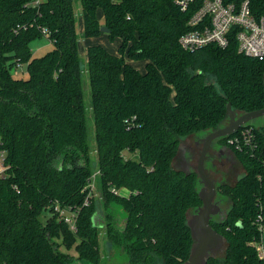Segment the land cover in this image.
<instances>
[{"label": "trees", "instance_id": "trees-1", "mask_svg": "<svg viewBox=\"0 0 264 264\" xmlns=\"http://www.w3.org/2000/svg\"><path fill=\"white\" fill-rule=\"evenodd\" d=\"M249 6L264 17V0ZM188 17L174 0H0V264H100L101 230L126 254L123 264L188 259L187 214L201 201L196 173L172 167L181 141L224 127L228 103L238 114L264 108V58L238 53L235 30L224 48L182 49ZM44 36L53 49L33 57L30 43ZM100 36L119 40L116 53L89 44L84 61L79 41ZM15 66L27 77L15 78ZM246 125L259 148L230 147L244 174L217 187L230 205L210 225L225 249L206 264H264L254 247L255 219L264 217V124ZM92 179L98 197L86 199ZM56 206L72 214L74 230Z\"/></svg>", "mask_w": 264, "mask_h": 264}, {"label": "built area", "instance_id": "built-area-1", "mask_svg": "<svg viewBox=\"0 0 264 264\" xmlns=\"http://www.w3.org/2000/svg\"><path fill=\"white\" fill-rule=\"evenodd\" d=\"M39 0H33L38 4ZM182 12H189L187 25L189 29L179 39V45L186 51H194L208 45L224 48L228 44L229 34L235 30L238 53L262 60L264 58V17H255L250 10L249 0H174ZM19 67V66H18ZM239 133L227 136V144L242 151L259 148L255 143L251 127L244 125ZM237 130V131H238ZM264 157V151L262 152ZM4 153L0 151V174L4 173ZM60 217L75 229L72 216L66 210L55 207ZM260 239L254 241V247L259 259L264 261L263 234L264 217L258 214L255 219Z\"/></svg>", "mask_w": 264, "mask_h": 264}, {"label": "rangeland", "instance_id": "rangeland-1", "mask_svg": "<svg viewBox=\"0 0 264 264\" xmlns=\"http://www.w3.org/2000/svg\"><path fill=\"white\" fill-rule=\"evenodd\" d=\"M74 10H75V14L77 17V20H76L77 21V25H76L77 31L79 33V32H81V28H82V24L80 22L81 21V13H80L81 7H80L79 2L74 4ZM88 40H90L89 41L90 44L91 43H98L101 45L103 44L109 51H111L113 53H116L117 47L119 45L118 39H115L114 41H109L106 36H100L99 38H95V39L92 38V39H88ZM84 42H85V39H81L79 41V54L82 57V59L85 61V59H86V57H85L86 45L84 44ZM30 48H31L33 57H40V56L44 55L45 53H47L48 51L52 50L53 44L49 41V39L47 37L44 36L40 39H36L33 42H31ZM132 65H134L138 69H142L143 63H139V62L138 63H132ZM11 72L15 78H17V77L26 78L27 77V73H26L24 66H19V67L15 66ZM83 79H84L83 92H84V106H85V111H86V122H87L88 128L91 132V129L93 127V116H92V111H91V96H90V91H89L88 75L85 71L83 73ZM253 122H255V125H262V124H264V117H259L257 119H254ZM195 140H196V135H191V136H188L185 139H183L181 141L180 145H182V146H190V145L193 146V145H195V143H194ZM90 142H91L90 157L94 162H96L97 159H96L95 143L93 140ZM178 150H179V147H178ZM178 150H177V154H178ZM198 152H199V148L197 147L195 149V152H194L195 157L191 161V170H194V171L196 169ZM129 156H130L129 154L125 153V157H129ZM211 163H212L211 159L210 158L207 159L204 162V168H205V171H206L208 177L216 185V195L214 197V201L216 203V206H218V208H219V213L222 212V218H223L224 215L226 214V211L228 210L230 202L217 192V187L223 183L224 184L226 183L228 185L235 184V182L238 180V178L244 174V170H243L241 164L239 163V161H238V164L237 163L232 164L231 168H228V166H227L226 171L219 169V168L212 167ZM172 167L176 170H182L181 164H180V157H178L177 159H174L172 161ZM87 187H88V193L86 195V199L87 198L96 199L98 197V195L95 191V185H94L93 179L88 184ZM201 188L198 186V192L201 190ZM117 192L120 195H128V193H129L128 190L125 188L119 189ZM59 209H62V208L59 207ZM112 210L116 213L119 212L117 207H113ZM65 212L67 213V215L69 214V216H72V214L70 212H68V211H65ZM58 214H60V213H58ZM48 216H49V212H44L42 218L46 219ZM101 216H102V211L98 210V217H97L98 221L100 220L99 217H101ZM95 217L96 216H94L93 219H95ZM187 218H190V211H188ZM105 237H106L105 231L101 230L100 234H99V244H100V254H101L100 264H123L125 259H127L126 254L123 253L122 250L119 251L114 247H108L106 245V241H105L106 238ZM262 246H263V255H264V234H263ZM224 249H225V246H223V248L220 251H217L215 253V256H219V257L222 256ZM60 250L64 253L70 254L74 258L76 256V252L73 248L70 250H66L62 246L60 248ZM77 262L78 261L76 259H74L72 264H76Z\"/></svg>", "mask_w": 264, "mask_h": 264}, {"label": "water", "instance_id": "water-1", "mask_svg": "<svg viewBox=\"0 0 264 264\" xmlns=\"http://www.w3.org/2000/svg\"><path fill=\"white\" fill-rule=\"evenodd\" d=\"M100 31L107 33L108 29L101 27ZM226 115L228 117L227 125L210 132L202 140V148L194 171L197 175L198 183L202 185L201 190L198 192L201 206L187 219L193 244L189 257L184 264H206L207 260L210 257H214L215 253L225 245L223 236L217 233L210 225L212 217L219 213L218 206L213 203V198L216 195V187L214 182L208 177L204 168L206 153L210 143L215 139L232 135L239 128L254 119L264 117V108L238 114L232 110L230 103H228L226 105ZM95 218L97 219V217Z\"/></svg>", "mask_w": 264, "mask_h": 264}, {"label": "flooded vegetation", "instance_id": "flooded-vegetation-1", "mask_svg": "<svg viewBox=\"0 0 264 264\" xmlns=\"http://www.w3.org/2000/svg\"><path fill=\"white\" fill-rule=\"evenodd\" d=\"M249 123L255 124V122H253V120H252V122H249ZM209 133L210 132H206V133L201 134V135H196V140L194 142L195 145H193V146H191V145L190 146L179 145L178 154H176L174 159H177L178 157H180L181 169L184 172L194 171V170H191V161L195 157V155H194L195 149L197 147L199 148V152H198V157H199V154H200V151L202 148V140ZM225 138H227V136L215 139L210 143L208 150H207V153H206L205 161L210 158L211 162H212L211 163L212 167L219 168V169L226 171L227 166H228V168H231L232 164H235V163L238 164V161H237V158L234 155L232 149L227 144V139L225 140ZM198 157H197V160H198ZM199 187L201 188L202 185L199 184ZM215 187H216V185H215ZM213 203H215L214 198H213ZM195 210L196 209H193L190 211V217L195 213ZM214 219H222V212L213 216L211 221Z\"/></svg>", "mask_w": 264, "mask_h": 264}, {"label": "crops", "instance_id": "crops-1", "mask_svg": "<svg viewBox=\"0 0 264 264\" xmlns=\"http://www.w3.org/2000/svg\"><path fill=\"white\" fill-rule=\"evenodd\" d=\"M89 41L90 40H85V42H84V44L87 46V45H89L90 43H89ZM91 44H95V43H91ZM103 45V44H102ZM104 46V45H103ZM86 51V50H85ZM85 54H86V52H85ZM138 69V68H137ZM140 71H143L144 70V63H143V66H142V69H139ZM199 184V183H198Z\"/></svg>", "mask_w": 264, "mask_h": 264}]
</instances>
